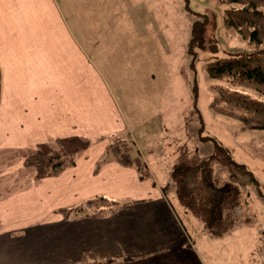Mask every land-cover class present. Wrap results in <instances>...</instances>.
<instances>
[{
	"label": "rangeland",
	"instance_id": "374dc122",
	"mask_svg": "<svg viewBox=\"0 0 264 264\" xmlns=\"http://www.w3.org/2000/svg\"><path fill=\"white\" fill-rule=\"evenodd\" d=\"M37 2L44 8L37 17L43 20L39 29L45 49L42 54L39 50L36 53L38 68L44 71L42 79L61 71L64 74L70 71V75L59 78L58 83L82 77V71L88 69L83 61L90 58L93 72L104 74L121 94L118 100L125 128L105 134V138L126 140L132 146L131 154L144 158L184 220L186 213L177 201L170 178L173 167L207 161L217 180L228 181L227 168L212 157L218 145L253 174L257 183L241 180L243 183L238 184L239 220L234 232L229 231V241L227 238L221 241L217 251L220 256L214 262L264 264V130L246 129L240 121L217 112L212 105L217 84L264 97L252 87L234 85L226 79H210L205 69L208 61L218 57L263 51L264 42L249 43L226 26L223 14L230 4L220 0ZM57 14L60 18H56ZM32 24V20H24L27 35L34 34ZM3 128L0 122V131ZM98 136L91 138L94 141L90 146L104 139L95 140ZM4 152L8 151L0 150V154ZM19 153L6 158L0 155V196L21 191L30 212L37 210V181L46 176L39 161L25 164V157L31 155ZM21 162L24 166L20 167ZM62 203L49 207L55 211ZM104 205L99 201L84 212H96ZM207 237L212 238L208 234ZM198 238L200 242L205 240Z\"/></svg>",
	"mask_w": 264,
	"mask_h": 264
},
{
	"label": "crops",
	"instance_id": "0c3cea01",
	"mask_svg": "<svg viewBox=\"0 0 264 264\" xmlns=\"http://www.w3.org/2000/svg\"><path fill=\"white\" fill-rule=\"evenodd\" d=\"M43 10L37 0H0V150L8 151L0 154L4 158L18 152L34 155L38 143L53 147L56 138L87 140L125 128L119 88L93 72L90 58L83 61L88 69L82 77L58 83L70 75L61 71L42 79L36 53L45 49L39 29L43 20L37 19ZM26 19L33 21V35H27ZM109 141L107 137L76 151L74 165L62 176L39 178L37 210L28 211L21 191L0 196V264H77L84 257L89 262L113 260L106 264H216L221 241H229L230 232L208 240L204 225L185 209L183 219L148 165L144 179L134 167L115 161L95 170ZM96 194L123 206L102 218L78 220H65L49 207L74 205Z\"/></svg>",
	"mask_w": 264,
	"mask_h": 264
},
{
	"label": "trees",
	"instance_id": "16d2710c",
	"mask_svg": "<svg viewBox=\"0 0 264 264\" xmlns=\"http://www.w3.org/2000/svg\"><path fill=\"white\" fill-rule=\"evenodd\" d=\"M230 4L224 10V23L232 27L244 40L256 45L264 42V0H220ZM210 79H226L231 84L244 85L257 90L264 97V50L239 53L218 57L208 61L205 66ZM217 96L212 105L217 112L237 119L244 128L264 130V99L217 84L214 86ZM1 94V71H0ZM105 138L99 135L95 140ZM103 154L95 165V170L107 161H115L122 166L136 169L141 179L148 177L149 169L140 154L132 155V146L120 137L111 138ZM94 140L81 141L77 137L55 139L56 148L46 143L36 145V154L25 158V164L40 162L43 175L57 177L65 169L73 166L76 149L88 147ZM76 150V151H75ZM213 159L225 166L229 180L220 182L211 171L207 161L181 163L171 170L170 178L178 203L204 225L205 231L214 238H220L233 229L238 222V184L241 180L257 183L253 174L245 166L235 161L222 146L216 145ZM165 192V190L163 189ZM99 201L106 203L93 213H85L87 207L95 206ZM123 206L122 202L96 194L70 206L55 210L65 220L77 218H102ZM111 259L89 262L86 257L77 264H106Z\"/></svg>",
	"mask_w": 264,
	"mask_h": 264
}]
</instances>
